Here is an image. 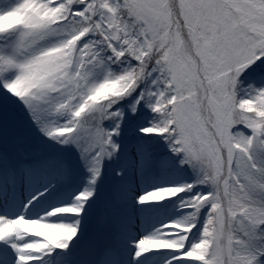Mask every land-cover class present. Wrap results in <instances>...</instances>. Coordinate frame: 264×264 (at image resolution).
Returning <instances> with one entry per match:
<instances>
[{
	"label": "snow or ice",
	"instance_id": "1",
	"mask_svg": "<svg viewBox=\"0 0 264 264\" xmlns=\"http://www.w3.org/2000/svg\"><path fill=\"white\" fill-rule=\"evenodd\" d=\"M0 264H264V0H0Z\"/></svg>",
	"mask_w": 264,
	"mask_h": 264
},
{
	"label": "trees",
	"instance_id": "2",
	"mask_svg": "<svg viewBox=\"0 0 264 264\" xmlns=\"http://www.w3.org/2000/svg\"><path fill=\"white\" fill-rule=\"evenodd\" d=\"M6 121H7V131L10 138H14L16 134L14 133H21L25 130V118L21 111L17 108H13L11 112L6 114ZM14 134V135H13Z\"/></svg>",
	"mask_w": 264,
	"mask_h": 264
},
{
	"label": "rangeland",
	"instance_id": "3",
	"mask_svg": "<svg viewBox=\"0 0 264 264\" xmlns=\"http://www.w3.org/2000/svg\"><path fill=\"white\" fill-rule=\"evenodd\" d=\"M101 211H102V207H100V210L98 212L95 210L89 216V218L86 222V225H85V232H86L85 239L92 237L96 233V231H97L96 217Z\"/></svg>",
	"mask_w": 264,
	"mask_h": 264
}]
</instances>
